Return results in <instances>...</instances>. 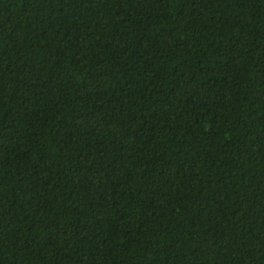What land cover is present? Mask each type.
<instances>
[{"label":"trees","instance_id":"16d2710c","mask_svg":"<svg viewBox=\"0 0 264 264\" xmlns=\"http://www.w3.org/2000/svg\"><path fill=\"white\" fill-rule=\"evenodd\" d=\"M0 264H264V0H0Z\"/></svg>","mask_w":264,"mask_h":264}]
</instances>
